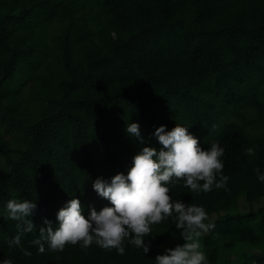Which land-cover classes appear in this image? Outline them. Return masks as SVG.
<instances>
[{
    "label": "trees",
    "instance_id": "1",
    "mask_svg": "<svg viewBox=\"0 0 264 264\" xmlns=\"http://www.w3.org/2000/svg\"><path fill=\"white\" fill-rule=\"evenodd\" d=\"M176 123L202 148L225 149L228 190L172 188L215 224L201 237L209 264H264V207L253 210L264 197L254 172L264 171V0H0V207L14 197L37 204V230L22 239L32 255L9 248L16 221L0 218V260L155 264L182 243L170 220L153 226L145 255L127 243L124 255L28 243L73 197L85 217L105 206L93 181L126 173L142 146L159 149L155 128Z\"/></svg>",
    "mask_w": 264,
    "mask_h": 264
},
{
    "label": "clouds",
    "instance_id": "2",
    "mask_svg": "<svg viewBox=\"0 0 264 264\" xmlns=\"http://www.w3.org/2000/svg\"><path fill=\"white\" fill-rule=\"evenodd\" d=\"M189 126L176 123L171 130L166 125L155 128L151 134L160 147L142 146L132 157L127 172H118L110 179L97 177L92 187L97 195L108 203L100 210L90 207L87 217L77 197L68 200L56 213L58 223L43 219L38 236L28 241L38 253L61 252L66 245H77L83 251L95 243L107 251L113 249L119 255L126 252V243L141 250L150 251L153 226L165 220L179 230L182 243L164 247L155 256V264H209L203 250L201 237L215 228L214 222L203 205L186 203L175 197L172 188L178 184L191 192H209L223 188L228 190L229 176L223 172L225 149L219 141L202 148L199 138L188 130ZM213 127H216L213 125ZM129 137L141 145L144 137L138 122L126 124ZM255 147L245 150L248 157L255 156ZM256 178L264 183V171L254 168ZM171 193V194H170ZM37 204L35 200L11 198L0 207V218L16 221L17 232L8 241L9 248H19L25 257L32 252L22 243L25 234L37 230L31 219ZM0 264H13L11 259Z\"/></svg>",
    "mask_w": 264,
    "mask_h": 264
},
{
    "label": "rangeland",
    "instance_id": "3",
    "mask_svg": "<svg viewBox=\"0 0 264 264\" xmlns=\"http://www.w3.org/2000/svg\"><path fill=\"white\" fill-rule=\"evenodd\" d=\"M244 203L243 202H241V205H242V209H241V211H243V212H247L248 211V205H246V206H244L243 205ZM261 207H264V197L260 200V202L258 203V204H256V205H254L253 206V210L254 211H257L259 208H261ZM258 252V250H253L252 251V253H257ZM229 259V261L230 262H234L235 261V257H233V256H231V257H229L228 258Z\"/></svg>",
    "mask_w": 264,
    "mask_h": 264
}]
</instances>
